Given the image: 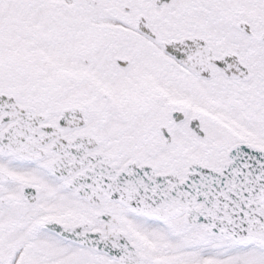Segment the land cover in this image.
<instances>
[{
    "label": "snow or ice",
    "instance_id": "6c2138e0",
    "mask_svg": "<svg viewBox=\"0 0 264 264\" xmlns=\"http://www.w3.org/2000/svg\"><path fill=\"white\" fill-rule=\"evenodd\" d=\"M0 264H264V0H0Z\"/></svg>",
    "mask_w": 264,
    "mask_h": 264
}]
</instances>
